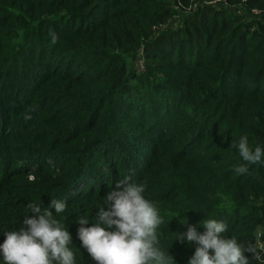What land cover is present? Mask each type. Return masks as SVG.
<instances>
[{
    "label": "trees",
    "instance_id": "1",
    "mask_svg": "<svg viewBox=\"0 0 264 264\" xmlns=\"http://www.w3.org/2000/svg\"><path fill=\"white\" fill-rule=\"evenodd\" d=\"M211 1L0 0V244L35 203L67 227L75 264H96L79 219L95 223L128 177L158 209L170 264L197 247L176 239L183 223L203 233L206 219L264 264V163L235 171L241 136L264 151V0Z\"/></svg>",
    "mask_w": 264,
    "mask_h": 264
},
{
    "label": "clouds",
    "instance_id": "2",
    "mask_svg": "<svg viewBox=\"0 0 264 264\" xmlns=\"http://www.w3.org/2000/svg\"><path fill=\"white\" fill-rule=\"evenodd\" d=\"M50 35L55 43L56 34ZM236 147L246 162L235 169L237 173L247 172V164L264 163L261 159L264 151L260 146H250L246 136L240 137ZM144 192L145 185L131 183L125 177L104 195V206L96 210L95 223L86 227L89 219L80 217L77 238L96 264H170L169 253L158 247L157 229L163 220L154 202L144 197ZM28 207L31 213L38 215L26 216L25 227L4 233L0 253L5 264H75V254L69 248L72 237L67 227L54 218L52 211L42 210L35 203ZM66 207L63 200L54 199L50 203L57 214ZM183 225L187 230L176 233V239L197 245L188 264H249L245 253L255 254L251 245H242L237 239L223 235L228 230L223 221L204 220L203 233L187 221ZM255 255L259 259V255Z\"/></svg>",
    "mask_w": 264,
    "mask_h": 264
},
{
    "label": "rangeland",
    "instance_id": "3",
    "mask_svg": "<svg viewBox=\"0 0 264 264\" xmlns=\"http://www.w3.org/2000/svg\"><path fill=\"white\" fill-rule=\"evenodd\" d=\"M175 8H176V10L178 11V14H176L175 16H173L172 18H170L166 23H164V24L162 25L161 28H164V27H166V28H168V27H175V26L179 23L180 17H181L183 14L186 13V12H185L186 10L189 9V6H187V8H184V7L182 8V5L179 4V5L175 6ZM253 11L258 12V11H260V10H258V9H253ZM137 65H138V67L143 68V64H142V59H141V58L137 60ZM257 243H258L259 246L262 245L261 248L264 247V246H263V245H264V239H263V237H262V235H261V232L258 233V235H257ZM261 250H262V249H261ZM262 252H264V251H262Z\"/></svg>",
    "mask_w": 264,
    "mask_h": 264
},
{
    "label": "built area",
    "instance_id": "4",
    "mask_svg": "<svg viewBox=\"0 0 264 264\" xmlns=\"http://www.w3.org/2000/svg\"><path fill=\"white\" fill-rule=\"evenodd\" d=\"M216 1H219V0H213V1H211V3L216 2ZM254 12L257 13L256 11H254ZM263 246H264V245H263ZM260 247H262V245H261ZM261 249H262V251H264V247L261 248Z\"/></svg>",
    "mask_w": 264,
    "mask_h": 264
}]
</instances>
